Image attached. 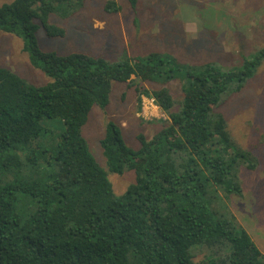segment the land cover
Wrapping results in <instances>:
<instances>
[{
	"label": "trees",
	"instance_id": "16d2710c",
	"mask_svg": "<svg viewBox=\"0 0 264 264\" xmlns=\"http://www.w3.org/2000/svg\"><path fill=\"white\" fill-rule=\"evenodd\" d=\"M84 1L0 5V30L23 40L31 66L47 78L31 84L0 66V264H264L249 234L229 213L214 217L207 198L240 195L241 168L256 166L234 144L219 107L254 76L264 47L233 67L179 65L159 52L114 63L82 51L42 50L39 26L49 37L65 36L50 15L69 18ZM103 9L116 13L120 6L108 0ZM172 81L180 84L179 99ZM112 82L156 84L135 85L137 109L142 97H154L166 118L154 120L161 126L150 138L137 135L136 149L107 120L99 164L83 127L94 106H108ZM49 120L60 122V133ZM125 172L133 180L117 194L109 175Z\"/></svg>",
	"mask_w": 264,
	"mask_h": 264
},
{
	"label": "rangeland",
	"instance_id": "374dc122",
	"mask_svg": "<svg viewBox=\"0 0 264 264\" xmlns=\"http://www.w3.org/2000/svg\"><path fill=\"white\" fill-rule=\"evenodd\" d=\"M11 1L0 0V5ZM106 1L85 0L69 18L50 15L49 20L63 26L66 34L49 37L39 26V47L58 54L82 51L101 55L114 63L124 60L125 55L159 52L171 56L179 65L214 62L223 67L238 66L243 56L264 47V0H137L135 6L126 0H113L120 6L116 13L104 11ZM22 48L21 38L0 30V66L31 84L45 83L46 76L31 66ZM177 81L168 85L179 99ZM134 84L149 90L156 86L151 82ZM135 85L112 82L108 106H94L88 115L83 134L99 164H103L99 139L107 120L120 126L126 145L136 149L137 135L150 138L161 126L154 120L166 118L159 108L157 116L151 115L154 104L146 97H142L146 99H142L140 111L137 109ZM223 101L219 110L234 144L249 151L256 158V166L253 170L241 168L240 195L224 197L210 192L209 209L214 217L225 213L233 216L264 255V61L241 91L225 95ZM47 124L54 135L62 130L58 120ZM133 177L132 172H125L111 174L109 180L119 194ZM12 179V175L3 176L2 184ZM203 254L202 250L196 252L197 259Z\"/></svg>",
	"mask_w": 264,
	"mask_h": 264
},
{
	"label": "clouds",
	"instance_id": "9594fccd",
	"mask_svg": "<svg viewBox=\"0 0 264 264\" xmlns=\"http://www.w3.org/2000/svg\"><path fill=\"white\" fill-rule=\"evenodd\" d=\"M142 99H146V98H142ZM152 101L154 102V97L152 98ZM137 115L139 116L140 114L137 113ZM152 116H157L158 115V105H154L153 106V110L151 113ZM146 119L148 118L147 116L145 117Z\"/></svg>",
	"mask_w": 264,
	"mask_h": 264
}]
</instances>
